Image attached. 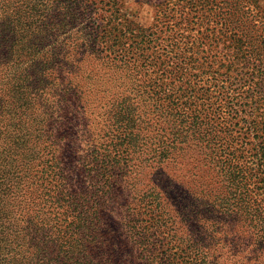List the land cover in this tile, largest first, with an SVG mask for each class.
Returning a JSON list of instances; mask_svg holds the SVG:
<instances>
[{"label":"trees","instance_id":"1","mask_svg":"<svg viewBox=\"0 0 264 264\" xmlns=\"http://www.w3.org/2000/svg\"><path fill=\"white\" fill-rule=\"evenodd\" d=\"M217 1L164 0L146 27L120 14L124 0H0V264H49L39 247L49 237L45 225L67 228L76 212L85 214L76 219L83 235L76 242L91 237L101 263L112 264L108 237L96 231L111 221L105 208L114 204L118 186L106 181L101 193L95 186L122 172L136 153L151 150L164 165L192 140L214 144L219 153L204 157V176L211 177L204 194L215 196L204 216L237 213L257 238L264 235V85L255 68L244 82H229L231 57L242 53L254 19L263 22L257 37L264 49V10L256 1L258 12L217 15ZM45 33L73 38L63 59L81 73L72 82L45 63L35 79L58 74L65 88L57 106L81 110L77 115L46 106V93L31 96L14 71L20 58L34 57L30 47ZM146 50L153 53L134 59ZM32 63L35 73L38 57ZM188 73L211 80L209 87L186 89ZM156 190L139 187L132 198H153ZM120 194L115 205L127 196ZM204 238L213 246L205 230Z\"/></svg>","mask_w":264,"mask_h":264},{"label":"rangeland","instance_id":"2","mask_svg":"<svg viewBox=\"0 0 264 264\" xmlns=\"http://www.w3.org/2000/svg\"><path fill=\"white\" fill-rule=\"evenodd\" d=\"M163 1L124 0L120 14L149 27L153 24L158 5ZM256 1L264 10V0H218L221 10L218 9L216 14H220L219 11H224L225 14L228 10L234 11L240 8L255 10ZM262 24V20L257 22L254 19L249 26L247 25L248 29L245 32L249 38L244 39L245 46L242 48V53L238 57L235 55L231 57L234 62L229 65L233 72L229 82L233 77L238 78V83L244 82L242 79L246 80L247 74H253L255 68L254 76L259 79L261 85H264V49L257 37V27ZM262 28L264 29V25ZM238 30L239 33H244L241 28ZM192 35L197 34L192 33ZM72 40L69 35L67 37L52 33L39 35L36 39L38 41L36 48L30 47L36 52L34 57L20 58L14 71L17 72V76L23 75V79L26 80L25 87H29L31 96L39 98L42 92L46 93L49 99L46 106L54 110H63L70 115H77L76 112L81 110L67 109L63 103V107L57 106L65 88V85L61 84L63 81L57 80L58 74L46 75L41 81L35 79L37 71L44 68L45 63L54 64L52 69L62 76L65 75L72 82L78 79L81 73L78 66L68 65L63 59L64 52L70 49L67 46ZM96 45L103 47L100 43ZM201 48L208 49L204 45ZM152 53L153 51L146 50L134 55V59H143L142 55ZM37 57L39 67L33 73L32 60ZM51 57L56 59L51 61ZM70 70L72 74L67 76ZM123 72L126 73V69ZM183 80L186 89L194 87L197 90L209 87L211 82L206 78L199 81L200 79L195 78L192 73L184 75ZM224 81L228 84L226 78ZM212 90L215 92L214 88ZM214 95L217 94H210L211 97ZM213 99L216 101V98ZM30 102L31 112H35L38 108L34 105L36 101ZM189 113L192 115L191 112ZM215 148L214 144L205 147L204 141L192 140L188 146H184V150L175 153L177 155L164 165H160L159 158H153L150 154L151 150H148L149 153H136L133 155L134 160L122 172L104 176L103 182L99 184L89 180L88 184H97L95 187L100 193L107 189L106 181L116 182L118 186L114 204L105 208L111 221L103 228L104 230L96 231L108 237L107 242L111 246L109 252L113 253L112 264H204V261L208 264H264V235L257 238L240 215L217 208L218 213L223 216L218 218L204 216L215 199L213 194L210 200L204 194V183L207 179V182H210L211 178L208 175L204 176V157L207 152L219 154ZM97 169L101 179L103 171ZM78 178L83 180L80 175ZM139 183H142V186H139ZM212 185L217 187L216 182ZM139 187L146 189L157 187L156 191L159 192L158 194L155 192L153 198H132L136 197L135 192ZM120 193L127 196L123 199V204L115 205L116 199L121 196ZM158 195L161 197L158 198ZM110 209H114V212L108 211ZM81 215L85 214L81 212L72 214L67 228L64 225L56 230L53 228L54 222L45 225V236L49 237H44L39 247L42 248L40 253L46 257V262L71 264L68 259L72 256L75 260H79L77 264L105 262L104 259L101 263V259L97 256L101 253L98 250L100 247L96 246L91 237L88 240L84 237L81 242H76L74 239L83 236L76 227V219ZM84 221L81 224H85ZM204 230L213 237V246H208L207 239L204 238ZM59 235L61 240L58 238ZM32 240L28 238L26 241ZM2 247L6 249L3 243ZM78 251L81 253L78 254ZM230 260L231 263L228 262Z\"/></svg>","mask_w":264,"mask_h":264}]
</instances>
